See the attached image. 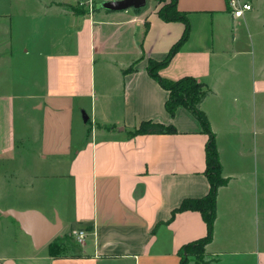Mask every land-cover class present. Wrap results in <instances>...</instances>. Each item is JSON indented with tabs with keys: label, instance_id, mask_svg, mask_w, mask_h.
I'll return each instance as SVG.
<instances>
[{
	"label": "crops",
	"instance_id": "1",
	"mask_svg": "<svg viewBox=\"0 0 264 264\" xmlns=\"http://www.w3.org/2000/svg\"><path fill=\"white\" fill-rule=\"evenodd\" d=\"M103 1L116 0H0V264H179L206 235L198 212L172 213L208 193V137L187 109L166 112L168 92L147 72L184 25L162 21L155 0L139 13L94 11ZM239 2L251 10L234 18L228 0H177L189 36L158 72L208 92L200 110L228 182L207 264H264V0ZM143 122L174 133L134 135ZM28 158L65 178L50 198L25 167L11 171ZM15 185L19 206L6 199ZM9 211L57 218L63 254L35 248Z\"/></svg>",
	"mask_w": 264,
	"mask_h": 264
},
{
	"label": "trees",
	"instance_id": "2",
	"mask_svg": "<svg viewBox=\"0 0 264 264\" xmlns=\"http://www.w3.org/2000/svg\"><path fill=\"white\" fill-rule=\"evenodd\" d=\"M160 6L157 10L158 17L164 22H181L184 30L180 39L169 49L165 58L161 61L150 60L148 62V75L156 80L160 87L168 92V98L164 104L166 112L173 116L178 107H183L190 111L200 123L203 132L207 135L205 146V176L209 184L208 193L201 198L184 199L180 206L172 213L195 211L198 212L206 226V235L204 238L183 246L178 251L180 259L179 264H188L193 260L194 264H207L204 258V248L213 238L214 222L216 219V199L218 190L227 184V180L221 176V166L218 159V153L215 147L214 135L203 112L200 110V104L208 95V92L192 77H182L176 81H167L162 79L158 72L166 67L180 47L188 39L190 26L186 14L177 9V0H155ZM94 6V11H95ZM139 13L140 10L135 11ZM174 129L169 126L153 122H143L134 135H164L172 134ZM48 248L53 256H60L63 247L56 241L49 243Z\"/></svg>",
	"mask_w": 264,
	"mask_h": 264
},
{
	"label": "water",
	"instance_id": "3",
	"mask_svg": "<svg viewBox=\"0 0 264 264\" xmlns=\"http://www.w3.org/2000/svg\"><path fill=\"white\" fill-rule=\"evenodd\" d=\"M145 5L146 0L103 1L95 4V9L106 12L137 11L143 9ZM6 215L14 218L20 224L22 230L31 238L33 246L37 249L48 245L61 230V224L57 218L52 224L37 212L9 211Z\"/></svg>",
	"mask_w": 264,
	"mask_h": 264
},
{
	"label": "rangeland",
	"instance_id": "4",
	"mask_svg": "<svg viewBox=\"0 0 264 264\" xmlns=\"http://www.w3.org/2000/svg\"><path fill=\"white\" fill-rule=\"evenodd\" d=\"M230 1V0H228ZM152 4V1L149 0L147 3V8H149ZM36 144L30 142L28 147H33ZM37 161L33 160V159H26L24 162H20L19 160H15L13 162H9L10 164V168L11 171L15 172L19 167H25L27 169V181H28V185H32L34 190H38L39 188H42L44 190V196H46L47 198L51 197V189H54L56 186H58V184L60 183H66L65 178L61 177L62 179H58L57 177H52L49 174V170H51V162L48 161L47 165L43 164V163H39V164H35ZM40 171V172H39ZM42 172H44L45 175L42 174ZM41 173V174H39ZM40 175V176H38ZM19 182V176H14L12 177L11 183H18ZM10 192L11 194L8 196V201H11V203L14 202L13 205H21L18 204L19 201V197H18V189H17V185L12 186L10 188ZM33 194V193H32ZM49 203V202H47ZM24 207V206H23ZM65 232V231H64ZM62 234L61 232H59V234L53 239V241H56L57 244H60L63 248L65 246V244L70 243L69 239H59L58 236ZM71 236L73 237V234H71ZM61 253L63 254V251H61ZM205 260V257L203 258Z\"/></svg>",
	"mask_w": 264,
	"mask_h": 264
},
{
	"label": "built area",
	"instance_id": "5",
	"mask_svg": "<svg viewBox=\"0 0 264 264\" xmlns=\"http://www.w3.org/2000/svg\"><path fill=\"white\" fill-rule=\"evenodd\" d=\"M229 5L232 11V16L234 18L242 17L244 12L251 10V7L247 3H241L239 0H230ZM73 236L76 238L78 243H81L85 239V233L82 231H77L73 233Z\"/></svg>",
	"mask_w": 264,
	"mask_h": 264
}]
</instances>
